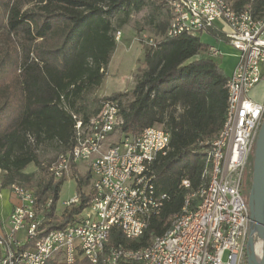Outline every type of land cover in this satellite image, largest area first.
<instances>
[{
    "label": "built area",
    "instance_id": "1",
    "mask_svg": "<svg viewBox=\"0 0 264 264\" xmlns=\"http://www.w3.org/2000/svg\"><path fill=\"white\" fill-rule=\"evenodd\" d=\"M255 1L239 6L235 0H167L165 37L216 32V40L238 56L226 85L225 124L213 140L199 141L207 146L203 182L194 189L190 178L182 179L188 190L185 205L167 232L139 249L110 244L112 228L135 239L160 213L167 195L157 190L154 164L171 148V133L162 125L125 134L123 99L110 98L88 122L74 115L75 143L49 168L56 180L65 179L80 163H88L90 201L67 225L49 228L44 210L53 198L40 202L35 190L9 185L16 201L7 224L0 223V264H74L84 259L93 264H248L251 219L241 183L264 120V100L249 97L264 77V10L255 11ZM148 43L157 47L159 42ZM207 52L214 58L224 53L216 44ZM4 189L0 184V198ZM80 203L77 194L65 205Z\"/></svg>",
    "mask_w": 264,
    "mask_h": 264
},
{
    "label": "trees",
    "instance_id": "2",
    "mask_svg": "<svg viewBox=\"0 0 264 264\" xmlns=\"http://www.w3.org/2000/svg\"><path fill=\"white\" fill-rule=\"evenodd\" d=\"M235 1L241 6L250 0ZM147 4V0H0L1 185L7 188L17 180L29 184L33 174L24 169L31 163L40 166L44 176L31 189L40 202L53 198L52 206L44 210L49 228L67 225L83 211L92 195L86 190L90 175L77 174L81 203L65 208L60 217L56 204L66 180L55 179L49 169L52 162L40 159L37 146L57 142L65 148L60 154L72 149L76 98L102 84L117 46V28ZM253 8L263 11L264 1L256 0ZM116 13L125 16L117 26ZM169 15L158 20L162 39L157 47H146L134 98L122 107L125 134L136 135L154 125L171 133L170 150L154 164L157 190L167 199L141 236L129 239L114 227L110 244L139 249L167 232L185 205L188 190L181 186L182 179L190 178L194 189L203 182L207 146L199 141L216 138L227 118L230 74L208 55L210 43L201 37H165ZM124 95L101 98L100 109L106 100ZM98 112L77 116L88 122ZM74 264L93 263L84 259Z\"/></svg>",
    "mask_w": 264,
    "mask_h": 264
},
{
    "label": "rangeland",
    "instance_id": "3",
    "mask_svg": "<svg viewBox=\"0 0 264 264\" xmlns=\"http://www.w3.org/2000/svg\"><path fill=\"white\" fill-rule=\"evenodd\" d=\"M148 4L140 11L133 12L127 19V22L118 27L115 32L117 42L116 49L111 57V61L107 67L106 77L99 87L87 89L76 98V108L73 110L78 116L83 117L86 114H94L100 110V100L105 96H112L117 93H124L123 103L127 104L134 98L133 89L138 80L142 77V68L144 66L143 58L146 47L150 39L159 42L162 36L157 29L159 19H165L170 14L164 0H147ZM170 16V15H169ZM125 16L123 13H116L113 16L114 24L117 26L119 21ZM201 39L206 43H214L219 45V42L214 41L209 35H202ZM224 52L221 56L216 57L217 62L225 70L226 73H232L237 62V50L229 45H221ZM256 90L255 97H261L264 100V77L254 88ZM257 142V140H256ZM255 146L249 156L247 165L243 172L241 183V195L249 206V198L253 185L254 162H255ZM65 151V148L57 142H47L37 146V152L40 159L44 163L54 162L58 155ZM24 171L33 174L30 185L23 180H17L27 187L35 188L42 177L44 171L35 163L29 164ZM90 175L88 188L91 189L92 178L89 171L88 163H80L73 172L65 178L62 186L60 197L56 204V213L61 217V213L66 208L65 202L75 197L77 192V177L78 175ZM0 184H3V175H0ZM16 199L11 195L10 190L5 188L3 196L0 198V223L4 226L7 224L8 216L12 209V204ZM22 237L24 235L22 234Z\"/></svg>",
    "mask_w": 264,
    "mask_h": 264
},
{
    "label": "water",
    "instance_id": "4",
    "mask_svg": "<svg viewBox=\"0 0 264 264\" xmlns=\"http://www.w3.org/2000/svg\"><path fill=\"white\" fill-rule=\"evenodd\" d=\"M249 211L251 226L247 243V262L248 264H264V120L255 148Z\"/></svg>",
    "mask_w": 264,
    "mask_h": 264
},
{
    "label": "crops",
    "instance_id": "5",
    "mask_svg": "<svg viewBox=\"0 0 264 264\" xmlns=\"http://www.w3.org/2000/svg\"><path fill=\"white\" fill-rule=\"evenodd\" d=\"M209 36H211V37L213 38L214 41H217V40H216V37H215L214 35H209ZM217 42H218V41H217ZM212 44H214V43H212ZM221 45H228V44H226V43H219V47H221ZM228 74H230V73H228ZM230 75H231V74H230ZM256 92H257V91L253 89V90L249 93V97L252 98V99L255 100V101H258V102L262 101L263 98H261V97H255Z\"/></svg>",
    "mask_w": 264,
    "mask_h": 264
}]
</instances>
